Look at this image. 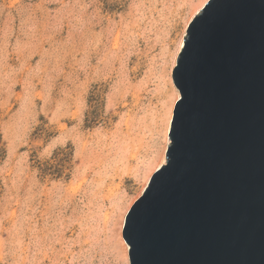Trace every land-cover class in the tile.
I'll return each instance as SVG.
<instances>
[{"label":"rangeland","instance_id":"obj_1","mask_svg":"<svg viewBox=\"0 0 264 264\" xmlns=\"http://www.w3.org/2000/svg\"><path fill=\"white\" fill-rule=\"evenodd\" d=\"M202 1L0 0V264H127Z\"/></svg>","mask_w":264,"mask_h":264},{"label":"water","instance_id":"obj_2","mask_svg":"<svg viewBox=\"0 0 264 264\" xmlns=\"http://www.w3.org/2000/svg\"><path fill=\"white\" fill-rule=\"evenodd\" d=\"M171 77L166 162L121 230L129 264H264V0H207Z\"/></svg>","mask_w":264,"mask_h":264},{"label":"bare ground","instance_id":"obj_3","mask_svg":"<svg viewBox=\"0 0 264 264\" xmlns=\"http://www.w3.org/2000/svg\"><path fill=\"white\" fill-rule=\"evenodd\" d=\"M206 1H207V0H203V1H202V3L200 4L199 8L196 9V10L192 13V16H191L190 19L193 18L194 13H197V11H199V10L203 7V5L205 4ZM188 22H189V21H188ZM187 25H188V23H187L186 26H185L184 34H185V32H186V27H187ZM184 34L181 36V40H180V42H179L178 49H177L178 51H177V53L175 54V57H174V65H175L176 60H177V55H178L180 49H181L182 46H183ZM170 82H171V84H172L173 87H174L173 89L175 90V97H174V100H173V102H172V104H171V106H170L169 113H168L167 125H166L165 133H164V142H165V144H164V147H163L162 154H161V156H160V158H159V161H158L156 164H154L153 169H151L152 171H150L149 173H147L146 175L143 176L144 178H145V177H146V178H145V184H144V186H143V189L141 190V193H142L143 190L145 189V187H146V185H147V183H148V181H149V179H150V176H151V174L153 173V171H155L157 168H159L162 164H164V163L166 162L165 153H166L167 145H168L169 142H170L169 136H168L167 134H168V132H169V128H170V123H171V118H172V112H173V106H174L175 100H177L178 97H179V92H178V90L176 89L175 85L173 84V81H172V79H171V75H170ZM130 206H131V204H129V206H128V207L126 208V210H125V213H124L123 216H122V220H121V224H120V226H121V227H120V231H121L122 226H123V223H124L125 215H126V213H127V211H128V209H129ZM121 236H122V234H121ZM122 238H123V237H122ZM123 244H124L125 252H126V255H127V258H126V260H127V264H129V258H128V249H129V246L126 244V242L124 241V239H123Z\"/></svg>","mask_w":264,"mask_h":264}]
</instances>
